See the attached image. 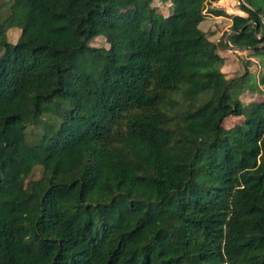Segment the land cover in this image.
I'll list each match as a JSON object with an SVG mask.
<instances>
[{
	"label": "trees",
	"instance_id": "trees-1",
	"mask_svg": "<svg viewBox=\"0 0 264 264\" xmlns=\"http://www.w3.org/2000/svg\"><path fill=\"white\" fill-rule=\"evenodd\" d=\"M155 1L0 0V264H264V0Z\"/></svg>",
	"mask_w": 264,
	"mask_h": 264
},
{
	"label": "rangeland",
	"instance_id": "rangeland-1",
	"mask_svg": "<svg viewBox=\"0 0 264 264\" xmlns=\"http://www.w3.org/2000/svg\"><path fill=\"white\" fill-rule=\"evenodd\" d=\"M253 5L259 4L261 1L260 0H252ZM4 4V7H8V5L11 3V0H2ZM248 0H212L209 2L206 6V13L210 8H221L224 9L228 14L230 15H242V16H247L248 14L245 11L241 10V4H247ZM157 7H159L160 11H163L165 15H168L172 9V4L170 1L167 2H162V1H155L154 2ZM1 13V12H0ZM210 15V13H207ZM220 24L218 25L219 28L217 29V35L215 37V41L219 42L221 40H225L227 42V37L231 33L230 29V23H227L224 25L222 22H229L228 20H231L229 17H224V16H218L216 18ZM225 20V21H224ZM222 21V22H221ZM21 33V29L16 27V26H10L7 28V40L16 43L19 38V34ZM229 43V42H228ZM93 44L96 46H105L109 47L107 44L106 40L103 37H98L93 41ZM230 44V43H229ZM220 49L225 53L226 55V63L223 65V71L231 78L234 76L242 75L243 72L246 69L245 62L247 59H251L252 63L249 65L250 70L255 73V75H250V78L252 80L255 79L256 73L258 71V60L256 58H253L250 56V53L246 50L239 49V48H234L230 45L229 48H223L220 46ZM254 60V61H253ZM253 97L257 100L264 101V95H250L246 93L245 95L242 96V100L245 103L250 102L253 100ZM46 117V116H45ZM44 117V118H45ZM245 121V116H229L223 121V126L226 128H233L235 125L241 124ZM43 123L41 122V125L38 126V134L43 133L44 127L42 125ZM34 129V126L30 127L28 129V140L29 141H38L39 137L38 134H33L32 131Z\"/></svg>",
	"mask_w": 264,
	"mask_h": 264
},
{
	"label": "water",
	"instance_id": "water-1",
	"mask_svg": "<svg viewBox=\"0 0 264 264\" xmlns=\"http://www.w3.org/2000/svg\"><path fill=\"white\" fill-rule=\"evenodd\" d=\"M256 23H257V20L255 21ZM252 22H249L248 23V25H250ZM232 31V30H231ZM257 31H258V27H256V33H257ZM227 42H229V35H228V37H227ZM231 45V44H230ZM232 46V45H231Z\"/></svg>",
	"mask_w": 264,
	"mask_h": 264
},
{
	"label": "crops",
	"instance_id": "crops-1",
	"mask_svg": "<svg viewBox=\"0 0 264 264\" xmlns=\"http://www.w3.org/2000/svg\"><path fill=\"white\" fill-rule=\"evenodd\" d=\"M243 11V10H242ZM235 48V47H234Z\"/></svg>",
	"mask_w": 264,
	"mask_h": 264
}]
</instances>
